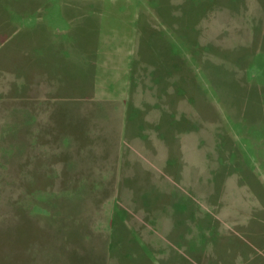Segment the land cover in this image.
Returning a JSON list of instances; mask_svg holds the SVG:
<instances>
[{"label":"rangeland","instance_id":"obj_1","mask_svg":"<svg viewBox=\"0 0 264 264\" xmlns=\"http://www.w3.org/2000/svg\"><path fill=\"white\" fill-rule=\"evenodd\" d=\"M167 218L264 264V0H0V264H169Z\"/></svg>","mask_w":264,"mask_h":264},{"label":"crops","instance_id":"obj_2","mask_svg":"<svg viewBox=\"0 0 264 264\" xmlns=\"http://www.w3.org/2000/svg\"><path fill=\"white\" fill-rule=\"evenodd\" d=\"M166 231H167V242L169 243V245L167 246V254L168 256L173 254L175 256V259L171 262L170 258L168 259L169 264H184V262L186 261L185 258H181L180 256L183 255L184 257L186 256L188 259L190 257V254L193 253L194 254H199L200 255V260H202V263L204 264V262L206 261L207 258V254L209 253V261H211V256H213V259L211 262H214L215 264H237L236 261H238V259H240V257L242 256V260L245 258L246 254L243 252L240 254H235V257L237 256V259L234 261L233 257H234V253H232V247H220L217 248L215 247V249H210L209 251L207 249H203L200 247L195 248V250L192 252L189 251V253H187L188 251L185 249H180L178 247L175 246L174 242L179 243L180 245H184L185 244V240L187 239V235L185 234V232H180L178 233L175 229V225L173 224V221H171V219L167 218L166 221ZM170 238V239H169ZM222 238V237H221ZM248 246H250L252 249L253 247L248 244ZM231 248V249H229ZM254 251H259L258 249L256 250H252ZM255 253V252H254ZM261 252H259L258 255H260ZM262 255V254H261ZM226 256V257H225ZM210 262V264H211ZM208 263V260H207Z\"/></svg>","mask_w":264,"mask_h":264}]
</instances>
